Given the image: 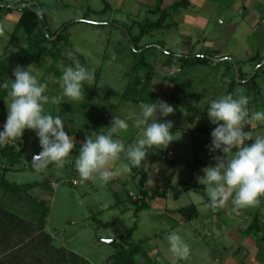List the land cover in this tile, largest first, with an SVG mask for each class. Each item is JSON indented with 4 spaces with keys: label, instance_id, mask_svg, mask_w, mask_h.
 Wrapping results in <instances>:
<instances>
[{
    "label": "rangeland",
    "instance_id": "1",
    "mask_svg": "<svg viewBox=\"0 0 264 264\" xmlns=\"http://www.w3.org/2000/svg\"><path fill=\"white\" fill-rule=\"evenodd\" d=\"M27 3L45 6L51 41L72 23L56 45L44 44L47 50H53L51 55H38L34 46L27 48L22 36L11 42L21 9ZM105 4L106 0H0V82L11 83L18 65L30 66L47 84L46 94L57 98L45 106V111L61 116L65 130L77 142L63 167L49 164L44 171H38L32 157L42 149L35 131L26 130L27 145L22 163L17 166L22 171L7 173V180L18 186L31 184L29 194L49 208L44 231L52 235L56 246L79 254L89 264H118L113 255L140 242L144 251L136 257L138 264H264V240H258L264 236V198L242 209L234 208L231 201L216 210L208 206L207 198L201 194L206 192L205 186L198 177L203 175L204 167L215 163L213 157L222 153H211L212 137L196 129L199 114L221 95H246L250 111H264V39L228 36L217 39L212 47L202 44L196 51L209 57V63L179 70L170 66L168 54L184 52L185 43L177 30L145 36L138 47L147 49L136 52L127 29L132 36L139 35L145 22L113 9L105 10ZM67 51L73 53L71 59ZM142 55L153 65V88L158 100L168 102L176 111L160 118L173 122L174 140L166 149H153L155 152L146 161V189L150 195L169 189L167 197L154 196L148 199L149 208L137 212L142 166L105 184L98 179L83 180L75 161L86 137L107 132L114 116L127 119L130 125L121 136L124 143H135L140 129L133 126V120L140 104L124 101L122 96ZM74 61L95 69L94 81L85 85L79 101L61 95L62 69ZM144 74L143 69L140 75ZM7 91L0 89V129L8 115ZM251 128L253 140L264 136V123ZM23 139L17 138L16 142ZM3 162L0 154V166H4ZM2 174L0 171V178ZM172 185L179 192L178 198ZM191 204L197 206L200 217L186 221L176 210ZM0 207L32 219L35 224L42 213L28 195L10 193L1 184ZM256 215L261 227L259 236L246 233ZM173 231L190 246L187 260H179L169 250L167 236ZM107 240H114L117 246ZM48 257L43 249L38 252L23 242L17 241L13 247L0 244V264H48Z\"/></svg>",
    "mask_w": 264,
    "mask_h": 264
},
{
    "label": "clouds",
    "instance_id": "2",
    "mask_svg": "<svg viewBox=\"0 0 264 264\" xmlns=\"http://www.w3.org/2000/svg\"><path fill=\"white\" fill-rule=\"evenodd\" d=\"M70 59L71 51L65 53ZM14 79L0 82V89H6L10 98L8 115L0 129V145L22 138L26 130H33L39 139L41 151L32 157L38 171H44L49 164L63 167L76 146L75 137L65 130L61 116L45 111L47 104L57 98L46 94L47 84L41 82L30 66L18 65ZM95 69L78 61L63 67L60 87L61 95L79 101L84 95L85 85H91ZM249 98L243 94H226L212 100L207 108L209 121L216 125L211 132V153L221 152L213 157L215 163L204 167L198 182L204 185L208 206L212 210L223 208L226 203L236 209L256 205L264 198V136L253 140L246 127L264 123V111H250ZM139 114L133 126L140 129L134 144L126 145L121 139L130 125L127 119L117 116L111 121L107 132L89 135L80 146L76 169L83 180L97 179L110 182L115 176L132 172L148 160L153 149H166L174 140L171 120L161 121L176 109L164 100L141 102ZM146 166V165H145ZM169 250L179 260H187L191 249L178 232L167 236Z\"/></svg>",
    "mask_w": 264,
    "mask_h": 264
},
{
    "label": "trees",
    "instance_id": "3",
    "mask_svg": "<svg viewBox=\"0 0 264 264\" xmlns=\"http://www.w3.org/2000/svg\"><path fill=\"white\" fill-rule=\"evenodd\" d=\"M190 0H179L174 4V9L187 7ZM162 0L159 1L158 5L154 12H161L163 15L157 22L145 21L146 25H141V32L139 35L132 36L127 29L131 42L134 45L136 52L137 50L147 49V46L138 47V43L146 36L151 33V31L162 28L167 16V11L161 8ZM110 8V5L106 1L105 10ZM11 9V8H10ZM45 6L36 5L34 3H27L21 9V16L16 24V28L12 35V43L19 39L22 36L25 39V46L27 48L36 47L35 52L38 55L49 54L51 55L53 50H47L44 46L45 43H51L56 45L59 41L62 40L64 32L67 27L72 23L66 24L55 41L49 40L51 34L49 33V26L46 20ZM99 25H115V23H98ZM19 53V52H18ZM168 54L171 55L170 66L178 68L179 70L185 67L202 65L209 63V57L196 54H182L177 55L174 52L168 51ZM36 55V54H35ZM41 57V56H40ZM135 70L132 71V76L127 85L125 92L123 93L122 99L124 101H129L133 103L140 104L141 102H151L152 100H158L157 92L153 88V76L154 68L153 65L142 55L139 63L135 66ZM145 70L144 75H140L142 70ZM6 93H4L5 96ZM4 97L1 99L3 100ZM1 103V102H0ZM207 108L199 114L198 122L196 123V129L198 133L211 136L212 130L216 125L212 124L207 117ZM251 127H246L245 131L250 132ZM21 140V143H17L16 140H12L8 146L0 145V154L3 157L4 166H0V171H3L2 177L0 178V184L4 190L9 191L13 194L24 193L33 199L36 202L37 207L42 208V213L40 212L39 218H36L35 224L32 219L27 217H22L20 214H13L9 210L0 207V244L6 247H13L15 243L23 242L24 245L27 244L28 247H32L39 252L40 249H43L48 257V264H89L88 261H84L79 254H74L69 252L66 248L62 246H56L53 241V237L48 232L44 231L45 219L48 215L49 208L43 204V202H37L29 194V190L32 188L30 185L18 186L9 182L6 178V174L9 172H19L22 171L17 166L21 165L23 153L25 151L27 141L25 136ZM254 140L245 141V143H252ZM146 162L142 165L141 178H140V195L141 203L140 206L136 209L137 212L144 210L150 207L148 199L155 197H167V191L163 190L161 192H156L151 194L146 189L145 185L149 179V175L146 171ZM171 190L175 192V196L179 197V192L175 186H171ZM207 200V194L205 191H202ZM129 198V197H128ZM132 200V198H129ZM185 218L186 221H194L200 217V212L195 204L188 205L186 207H181L176 210ZM255 233L259 236L261 233V227L259 225V217L256 215L253 223L246 230V233L251 234ZM25 237L27 239H25ZM263 239L264 236L259 237L258 240ZM10 240V241H9ZM9 241L8 243H6ZM114 246H117V242H114ZM144 251V245L140 243H131L128 248L123 249L122 251L113 255L115 262L118 264H138L136 257ZM15 257V253L10 255L12 259Z\"/></svg>",
    "mask_w": 264,
    "mask_h": 264
},
{
    "label": "crops",
    "instance_id": "4",
    "mask_svg": "<svg viewBox=\"0 0 264 264\" xmlns=\"http://www.w3.org/2000/svg\"><path fill=\"white\" fill-rule=\"evenodd\" d=\"M106 1L109 9L141 18V22H157L163 15L153 11L160 0ZM177 1L162 0L161 8L167 11L164 26L151 31L147 37L154 32L175 29L185 43L182 54L196 55L201 52L196 51L200 50L197 46H215L219 38L264 39V0H190L187 7L174 9Z\"/></svg>",
    "mask_w": 264,
    "mask_h": 264
},
{
    "label": "water",
    "instance_id": "5",
    "mask_svg": "<svg viewBox=\"0 0 264 264\" xmlns=\"http://www.w3.org/2000/svg\"><path fill=\"white\" fill-rule=\"evenodd\" d=\"M34 4L39 5L38 3H34ZM106 242L110 245H113L115 241L114 240H107Z\"/></svg>",
    "mask_w": 264,
    "mask_h": 264
}]
</instances>
